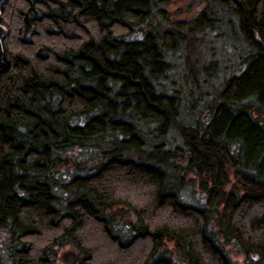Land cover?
<instances>
[{
	"label": "trees",
	"instance_id": "obj_1",
	"mask_svg": "<svg viewBox=\"0 0 264 264\" xmlns=\"http://www.w3.org/2000/svg\"><path fill=\"white\" fill-rule=\"evenodd\" d=\"M0 264H264V0H0Z\"/></svg>",
	"mask_w": 264,
	"mask_h": 264
},
{
	"label": "rangeland",
	"instance_id": "obj_2",
	"mask_svg": "<svg viewBox=\"0 0 264 264\" xmlns=\"http://www.w3.org/2000/svg\"><path fill=\"white\" fill-rule=\"evenodd\" d=\"M183 3H184V2H182V1L179 2V4H182V5H183ZM177 7H178V6H174V7H172V9H175V8L177 9ZM182 16H184V15H182ZM220 52H221V51L217 50L216 58L218 57V54H219ZM228 57H229V61H230V60H233V57H232V56H228ZM218 82H219V81H218ZM172 136H173V134H172ZM189 195H190V193H187V196H189ZM192 195L194 196L195 201H199V199L202 197V195L200 194V192L197 191V189L194 190V192H193ZM233 256L235 257V259H237V260L240 261V262H242V261L244 260L243 256H240V255H238V254H233Z\"/></svg>",
	"mask_w": 264,
	"mask_h": 264
},
{
	"label": "water",
	"instance_id": "obj_3",
	"mask_svg": "<svg viewBox=\"0 0 264 264\" xmlns=\"http://www.w3.org/2000/svg\"><path fill=\"white\" fill-rule=\"evenodd\" d=\"M65 254H68V257L70 256L68 252H67V253H65ZM64 257H65V255H64Z\"/></svg>",
	"mask_w": 264,
	"mask_h": 264
}]
</instances>
